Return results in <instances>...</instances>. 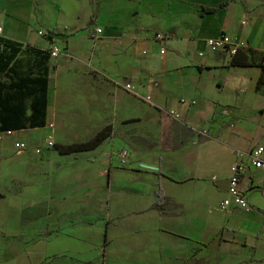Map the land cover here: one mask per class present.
Here are the masks:
<instances>
[{
  "label": "crops",
  "instance_id": "1",
  "mask_svg": "<svg viewBox=\"0 0 264 264\" xmlns=\"http://www.w3.org/2000/svg\"><path fill=\"white\" fill-rule=\"evenodd\" d=\"M223 2L216 12L201 8ZM0 26L2 37L25 46H58L55 58L66 41L63 51L79 66L129 84L153 126L184 127L179 135L162 130L127 165L111 163L108 187L95 194L75 189L79 168L63 190L73 206L62 205L60 186L33 189L28 172L1 163L0 176L11 180L0 181V264H214L220 255L247 264L250 247L264 259V169L249 156L264 147L262 69L230 66L228 54L206 47L226 33L237 48L264 55V0H0ZM47 95V108L56 106L57 89ZM112 100L124 113L126 100ZM39 129L12 130L0 149L18 150L16 142L50 130ZM20 150L8 165L25 162ZM49 163L53 176L59 162ZM235 173L249 209L222 208ZM96 200L100 208L88 206Z\"/></svg>",
  "mask_w": 264,
  "mask_h": 264
},
{
  "label": "rangeland",
  "instance_id": "2",
  "mask_svg": "<svg viewBox=\"0 0 264 264\" xmlns=\"http://www.w3.org/2000/svg\"><path fill=\"white\" fill-rule=\"evenodd\" d=\"M4 45L5 43L1 42V48ZM61 46L62 54L60 57L55 59L51 57L48 60V90L52 86L60 94V96H56V106L46 108L45 126L50 128L49 132L32 135L29 137L26 147L21 150L18 149L23 150L20 154H22L25 162L20 160L17 163L18 165L23 163L25 168H21L22 166L18 168L17 163L8 165L13 154L19 153L18 150H10V148L0 149V167L2 163L3 170L7 168L9 171L23 169V171L28 172L29 178L27 177L25 182H29L28 185L32 186L33 189H42L46 186L45 183L47 186H51V183H54L53 187L60 186L61 192L64 193V196L60 195L61 200L66 198L62 205L73 206L75 203L70 202L69 196L63 190L70 187V178L79 168L82 167L83 173L81 174L83 176H78L81 182L75 189L81 187L82 190L88 189L90 195L95 194L97 188L103 190L108 187L109 169L111 166L116 169L110 164L121 165L116 158L120 149L126 148L133 154L136 149L150 147L152 143L157 142L160 138L159 132L162 130L170 133L178 131L179 135L184 127L177 121L166 128L158 124L153 126L148 112L138 113L137 111L140 105L138 103L144 100L133 97L125 86L105 76L101 71L91 66H79L77 59L69 57L63 51L67 42H62ZM33 57H35L33 49L21 44L12 64H16L21 70H26L32 63ZM35 73L37 72L35 71ZM47 96L54 99L52 95ZM112 99L126 100L124 113H120V107ZM105 125H109L112 132L123 133L124 138L111 137L104 140L97 146L99 149H103H101L102 152L97 149L85 153L82 151L70 155H61L59 150L55 149L56 144H70L90 139ZM39 128L41 127H38L37 133L41 131ZM9 136L1 131L0 142ZM47 137H50L48 139L52 142L51 147L46 146L45 138ZM15 147L17 146L15 145ZM56 159L57 163L59 162V166L56 164V167L60 168H56L54 175L50 176L48 162L52 163ZM42 175L48 179L42 178ZM9 180L11 177L8 172H3L2 177L0 176L1 183ZM103 203L96 200L93 205L88 204V206L98 209ZM101 236L99 238H102ZM217 258L218 260L214 264H237L235 258L231 260L221 255ZM263 261L264 259L256 258L250 247L247 264H264ZM242 264L245 263L242 262Z\"/></svg>",
  "mask_w": 264,
  "mask_h": 264
},
{
  "label": "trees",
  "instance_id": "3",
  "mask_svg": "<svg viewBox=\"0 0 264 264\" xmlns=\"http://www.w3.org/2000/svg\"><path fill=\"white\" fill-rule=\"evenodd\" d=\"M226 3L223 2L218 7L203 6L201 8L203 12H216ZM1 42L5 45L3 48L0 46V132L45 126L46 108L48 106V60L52 56L46 49L29 46L33 49L35 57H33L32 63L26 70H21L16 64H11L19 51L21 43L5 39L0 35V44ZM230 58L228 63L230 66L261 67L262 74L257 81V86L264 84V55L256 57L249 50L237 48ZM2 76L6 79L2 80ZM27 99L30 101L28 105ZM26 105L30 109L29 114H26ZM111 137H113V132L109 125H105L90 139L70 144H56L55 149L66 155L81 151L85 152L95 149L104 140ZM155 195L157 200L160 201L161 192L159 187L155 189Z\"/></svg>",
  "mask_w": 264,
  "mask_h": 264
},
{
  "label": "built area",
  "instance_id": "4",
  "mask_svg": "<svg viewBox=\"0 0 264 264\" xmlns=\"http://www.w3.org/2000/svg\"><path fill=\"white\" fill-rule=\"evenodd\" d=\"M1 26H0V35H1ZM97 31H100V28L96 29ZM39 34H42L41 31H39ZM206 47L210 51H223L224 53L228 54L230 57L236 52L237 45L234 43L231 39V37L226 33H220L217 37H210L206 39ZM50 55L55 58L60 54V48L58 46H51L50 48L46 49ZM161 52H164L162 49ZM199 55H202V52L199 53ZM125 87L127 89L130 88L129 84H126ZM169 115H171L174 118H178V114L175 113L173 110L168 112ZM12 130L5 131L4 133L11 135ZM50 137L45 138L46 146H52V142ZM15 145L19 149H24L26 147L25 143H18L16 142ZM39 152V150H37ZM264 153V147L260 144L255 145L249 152V156L251 157L252 163L259 167L264 169V161L262 159V155ZM129 156L130 152L126 148H122L117 153L116 158L118 159V162L121 165H127L129 163ZM238 174H233L228 179V189L226 191L227 196H225L221 202L222 208H227L231 203H235L239 206L245 207L246 209L251 208L249 202L247 201L246 197L242 194V191L239 187V178Z\"/></svg>",
  "mask_w": 264,
  "mask_h": 264
}]
</instances>
